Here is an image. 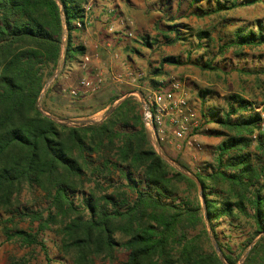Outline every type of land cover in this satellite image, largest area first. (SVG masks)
Wrapping results in <instances>:
<instances>
[{
    "label": "trees",
    "instance_id": "obj_1",
    "mask_svg": "<svg viewBox=\"0 0 264 264\" xmlns=\"http://www.w3.org/2000/svg\"><path fill=\"white\" fill-rule=\"evenodd\" d=\"M192 1L212 3L211 12L219 13L263 0ZM86 2L0 0L4 240L28 250L38 248L45 264L50 258L40 236L46 232L57 238L59 255L70 264H264V102L233 94L227 96L225 109H217L204 107L202 101L201 117L215 125L209 133L219 142L211 160L190 176L171 170L152 149L139 105L131 97L92 124L66 125L38 109L46 81L57 71L60 76L79 67L85 49L72 32ZM174 31L171 39L163 35L166 44L179 39ZM195 36L198 49L206 33ZM140 43L151 45L148 37H141ZM262 45L264 26L258 23L252 30L239 28L234 41L218 50L233 48L239 56L243 48ZM189 59L163 56L152 77L161 76L163 66H185ZM200 67L214 69L208 63ZM245 75L264 77V66ZM149 81L154 88L160 84ZM118 98H110L105 107ZM23 191L38 192L41 204L35 209L21 206ZM220 226L238 231L241 240L220 242L215 232ZM118 249L124 252L123 260L116 259ZM30 260L29 253L9 257L8 264Z\"/></svg>",
    "mask_w": 264,
    "mask_h": 264
},
{
    "label": "rangeland",
    "instance_id": "obj_2",
    "mask_svg": "<svg viewBox=\"0 0 264 264\" xmlns=\"http://www.w3.org/2000/svg\"><path fill=\"white\" fill-rule=\"evenodd\" d=\"M186 1L187 0H164L162 4L157 0H152L151 8L148 10L149 15L146 16L144 13L138 14L137 21L139 30H137V32L134 31L136 36L133 34V39L127 41L123 40L120 47L115 50L119 52L117 58L118 64L122 67L128 66L133 73L140 75L137 85L131 86L124 83L109 82L92 95L79 94L76 98H70L67 95V90L69 88H75L77 80L81 76L89 77L94 73V70L90 71L89 65L86 71L72 69L68 74H65V77L60 79L59 82H57L59 77L57 76V71L43 86L38 99L39 110L44 112V114L50 115V117L55 116L56 119L59 118L60 120L57 121L66 125H74L85 121L99 122L103 118L105 112L119 100L131 97L136 101L135 95L132 94L133 92H138L142 95L143 92H145L139 91V87L142 84H144L145 89H153L154 87H152L149 80L164 82L168 78L184 80L188 98L200 116L202 101L205 102L210 100L211 104L217 109H225L227 96L233 94H237L256 104L263 103L264 77H254L245 75L244 73H235V69L240 70L244 68L252 71L255 68L258 70V68L264 66V61L260 62L259 60H255L253 57L254 53H251V51L254 52L256 49H248L246 59H234L230 49L219 52L217 49L218 46L229 42L227 35L232 28L227 27L229 28L228 30L226 26L224 28L220 27L222 24H220L219 16H213L198 21L194 20V17L191 16V12H189L191 10H188V15H185L187 11V9H184ZM250 12L254 13L255 16H258V14L263 15L264 18V3L254 7ZM247 13L248 11L237 10L230 12L227 18H231V21L235 22L236 19L248 18ZM125 16L129 18L128 15ZM179 20H183L182 22L187 23L188 26L185 25L183 28ZM153 22H155L154 25ZM200 25L203 26L200 27ZM196 28L206 32L208 35L212 34L214 35L213 37L216 38L220 32H223V34L222 37L220 36L217 40L213 37L209 40L210 37L208 38L207 35L201 42L202 47L196 49L195 45L198 43L195 37ZM133 29L135 30V24ZM174 30H177L176 33L179 34V39L174 43L166 44L160 34H167L168 38H173L174 34L172 31ZM216 31L218 33H216ZM141 37H148L151 42L150 47H145L140 43ZM258 51L264 52V46H261ZM163 56L177 57L182 61L185 60L186 57H189L190 61L185 66L180 67L163 66L161 70L162 75L152 77L151 71L158 68V61ZM202 63H208L210 66H213L214 69H202L200 67ZM108 70L109 69H104L105 73H108ZM66 82L67 84L65 85ZM62 88H64V91H61ZM51 91H57L58 94L56 96L59 98V103L46 106V96ZM200 92L205 93L207 100H203V98L200 97ZM114 97L119 98L112 105L105 107L110 98ZM255 111L260 112L259 107L256 108ZM201 120L200 129L194 133L195 137L197 136L195 140L201 147L199 151L189 150L184 152L182 149L176 150L171 144V147L175 150L173 152L167 149L168 144L162 146V151L160 152L161 156L168 160L165 161L171 170H179L185 175L190 176V172H193L201 163L211 160L212 148L219 142V138L213 137L209 133L210 129L216 128L215 125L206 124L203 119ZM148 139L150 142L149 137ZM180 188H182V186ZM18 200L21 206H28L31 209L37 208L42 202L38 192L29 194L27 191H23ZM6 216L7 214L0 210V220L5 219ZM18 225L21 228H26L25 223H19ZM215 232L220 242L228 238H230L231 242L236 243L241 240V235L238 231L224 226L215 228ZM207 234L210 243L213 245L214 241L209 229H207ZM40 239L47 249L48 257L50 258L49 264H70L69 261H67L69 260L67 257H61L62 255H59L58 248L56 247L57 238L53 233L46 232L43 236H40ZM116 252V259L123 260V250L118 249ZM29 253L31 260L28 264H45L43 256L38 248L32 250L20 248L13 241H5L0 231V264H8L9 257L19 259L23 256H28ZM96 264L100 263L97 262Z\"/></svg>",
    "mask_w": 264,
    "mask_h": 264
},
{
    "label": "built area",
    "instance_id": "obj_3",
    "mask_svg": "<svg viewBox=\"0 0 264 264\" xmlns=\"http://www.w3.org/2000/svg\"><path fill=\"white\" fill-rule=\"evenodd\" d=\"M91 5L89 2L82 7L83 18L76 21V29L82 28L87 22ZM133 22L129 18H117L115 25H108L107 32L118 30L121 36L132 38ZM89 57L84 55L81 58L79 69L86 71L88 68ZM139 74L133 73L130 69L122 72L109 71L103 72L102 69H95L89 76H81L77 80L75 88H69L67 95L70 98H76L79 94H94L102 86L109 82L124 83L126 85H137ZM139 91H145L141 95L133 92L139 105L140 119L148 137L150 146L161 156L162 146L172 144L177 150L199 151L200 144L195 140V134L201 126L202 117L196 112L188 98V92L184 80L177 78H168L153 89H145L144 84L139 87ZM142 93V92H141ZM263 131V125H260L259 132ZM255 135L252 136V139ZM162 157V156H161Z\"/></svg>",
    "mask_w": 264,
    "mask_h": 264
},
{
    "label": "crops",
    "instance_id": "obj_4",
    "mask_svg": "<svg viewBox=\"0 0 264 264\" xmlns=\"http://www.w3.org/2000/svg\"><path fill=\"white\" fill-rule=\"evenodd\" d=\"M158 2H161L163 4L164 0H157ZM87 2L90 3L91 8L88 14L87 22L85 25L80 28L76 29L72 32V37L73 40L82 45L85 49L84 55L89 57V69L95 70V69H109L108 71H116V72H122L126 69H130L128 66H121L118 64V51L116 52L115 50L120 47V44L122 41H127L132 38H126L121 36L119 34L118 30L115 29L114 32L108 33L107 32V26L108 25H115V20L117 18H124L125 15H128L130 20L133 22V27H132V33L137 32L139 30L138 26V14L139 13H144V15H149V8H151V3L152 0H87ZM86 2V3H87ZM264 3V0L259 2V3H254L251 5H244V6H238L232 10L229 11H222L219 13H212L211 10L213 9V4L212 3H206L205 1H196L193 2L192 0H187L184 6V9H187L185 15H188V10H191V16L194 17V20L201 21V19L205 18H210L213 16H219L220 19V24H222L220 27H231L232 30L230 33L227 35L228 36V43H231L234 41V36L235 33L239 28H246V29H254L255 26L260 23L264 26V18L263 15L258 14V16H255L254 13L250 12L251 9L254 7L261 5ZM183 7V6H182ZM207 10V11H206ZM237 10H244L248 11L247 17L248 18H240L236 19L235 22L231 21V18H227L228 14L233 11ZM204 11L206 13L204 14ZM226 14V15H225ZM180 16V15H179ZM126 17V16H125ZM224 17V18H223ZM143 18V17H142ZM183 19V18H182ZM246 19V20H245ZM183 20H179V23L182 24L181 26L184 28L187 23L182 22ZM135 24V30L134 28ZM155 22H153V25ZM197 24V23H196ZM188 26V25H187ZM203 25H200L202 27ZM187 29V27H186ZM197 30L195 31V35L198 32H204L198 30L199 28H196ZM229 30V28H227ZM206 33V32H205ZM216 33H218L216 31ZM223 32H220L218 34L219 38L220 36L222 37ZM163 38V35L167 36V34H160ZM208 34L203 38L205 39ZM136 36V34H135ZM214 35L209 34L208 38L211 40V37ZM196 37V36H195ZM168 38V36H167ZM214 39L217 40L216 37H213ZM171 39V38H169ZM203 39L201 41H203ZM164 40V39H163ZM222 40V39H220ZM264 46V45H262ZM261 48V46L256 47V48H251V50L256 51H251V53H254L253 57L255 60L264 61V52H259L258 50ZM218 49V48H217ZM230 49V52L233 54L234 59H246L247 58V48H243L241 50L242 55L237 56L236 53H238L237 50L233 48H228ZM130 50V49H129ZM227 50V49H226ZM225 51V49H224ZM258 52V54H257ZM83 55V56H84ZM237 57V58H236ZM219 67L218 65H216ZM213 67V66H212ZM263 67V66H262ZM79 69V67L75 68ZM115 69V70H113ZM238 74L241 73H246V72H252L257 70V68L251 70H246V69H235ZM260 70V68H258ZM69 71H64L59 77L57 82H59L60 79H63L65 77V74H68ZM105 72V71H104ZM160 82V81H159ZM67 82L65 83V85ZM70 87V86H69ZM66 89V88H65ZM61 91H64V88H62ZM58 93L57 91H51L47 94L46 96V101L45 104L46 106H51L56 105L59 103V98L56 96ZM205 96V95H204ZM207 100V97L205 96L203 100ZM245 99V98H244ZM204 102V101H203ZM49 103V104H48ZM204 107L211 108L215 107L211 104L210 100L204 102ZM197 137V136H196ZM195 137V139H196ZM168 148L171 151H175L173 147H171V144L167 145ZM177 150V149H176ZM185 152V151H184ZM183 152V153H184ZM186 159V158H185Z\"/></svg>",
    "mask_w": 264,
    "mask_h": 264
},
{
    "label": "water",
    "instance_id": "obj_5",
    "mask_svg": "<svg viewBox=\"0 0 264 264\" xmlns=\"http://www.w3.org/2000/svg\"><path fill=\"white\" fill-rule=\"evenodd\" d=\"M123 99H124V98H123ZM123 99H121V100H123ZM121 100H119L116 104H114L113 106H111V107L105 112L103 118H102L100 121H102L106 116H108V115L114 110V108L118 105V103H119ZM37 107H38V104H37ZM38 109H39V107H38ZM50 118H51V119H54L53 117H50ZM100 121H99V122H100ZM80 123H84V124H92V123H97V122H88V121H85V122H80ZM161 158H162L163 160L168 161L167 159H164L163 157H161ZM213 246H214V249H215L216 252H217V248H216L214 242H213Z\"/></svg>",
    "mask_w": 264,
    "mask_h": 264
}]
</instances>
